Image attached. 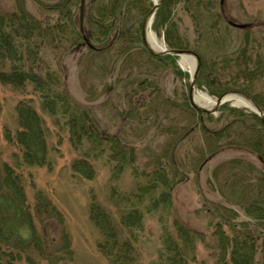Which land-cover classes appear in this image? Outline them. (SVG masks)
<instances>
[{
  "label": "rangeland",
  "instance_id": "obj_1",
  "mask_svg": "<svg viewBox=\"0 0 264 264\" xmlns=\"http://www.w3.org/2000/svg\"><path fill=\"white\" fill-rule=\"evenodd\" d=\"M61 1L0 0L1 14L23 10L41 23L61 25V44L36 39L28 43L23 59L28 73L51 75L46 100L66 95L64 102L51 109L32 83L21 89L0 83V162L15 168L14 155L20 154L15 134L25 128L17 107H28L40 120L45 159L40 165L18 167L30 210L40 198L50 201L61 215L62 222L55 218L35 222L54 244L67 235L71 258L60 264H110L98 249L101 237L90 217L91 205L102 208L115 224L118 238L125 239L119 215L131 204L141 211L142 230L137 242L131 243L139 264L158 262L163 237L179 238L176 223L200 235L192 238L194 264L217 263L218 232L230 240L251 234L256 247L253 264H264L263 211L257 194L249 191L259 172L264 173L258 153L264 145V126L254 112L259 108L264 115V0L222 4L158 0L156 9L152 0H142L141 17L135 8L102 21L111 25L106 35L91 27L102 0L81 4L75 0L63 13L50 9ZM159 8L167 21L162 25L155 23ZM149 16V32L163 50L170 49L165 33L173 24L174 34L186 47L173 50L193 58L196 75L202 63L201 87L194 80L192 94L201 91L214 101L226 96L245 99L255 110L227 100L206 111L196 110L189 100L192 76L181 68V55L150 50ZM76 108L89 113L88 131L101 135L103 143L96 146L87 137L72 136L67 114ZM154 170L164 171L169 189L157 182L155 191L143 195L139 203L134 197ZM166 190L168 202H162ZM150 199L157 202L155 208ZM28 259L1 258L6 264H30Z\"/></svg>",
  "mask_w": 264,
  "mask_h": 264
},
{
  "label": "trees",
  "instance_id": "obj_2",
  "mask_svg": "<svg viewBox=\"0 0 264 264\" xmlns=\"http://www.w3.org/2000/svg\"><path fill=\"white\" fill-rule=\"evenodd\" d=\"M99 0H97L98 2ZM83 0H79L81 4ZM102 5L96 7L95 15L93 16L92 31L98 30L99 34L106 35L110 29L109 25H102V21L113 16L115 13H127L130 9H139V16H142L143 3L142 0H102ZM73 3L75 0H62L50 7L51 10L60 11ZM142 7V8H141ZM145 11V10H144ZM144 14V13H143ZM159 20V21H158ZM106 21V20H105ZM166 16L159 8L155 14V23L165 24ZM170 23V22H169ZM171 24V23H170ZM140 27L142 24L139 25ZM166 29L165 41L170 49H185L182 41L175 33L174 25ZM61 25H49L35 20L32 16L25 13L23 10L11 14L0 13V83L17 89L24 88L26 82L33 84L34 88L41 92L45 99L44 104L49 108H54L55 103L64 102V98L57 100H46L50 95L51 75L47 73L45 77L40 76L37 72L26 71L25 61L23 59L25 51L29 50L30 43L40 39V43L49 42L61 44L60 30ZM75 32V31H74ZM76 34L79 33L76 31ZM59 36V37H58ZM29 43V45H28ZM28 46V48H27ZM33 51L34 48H33ZM35 53V52H34ZM34 53H32L34 55ZM36 54L32 57L34 61ZM172 59L171 56H164ZM155 58L160 59L159 56ZM178 74H181L178 72ZM202 76V63L195 78V84L198 88L201 87L200 78ZM213 94V92H209ZM20 106V105H19ZM17 107V115L20 125L25 129L15 134V139L20 154L14 155L15 168L0 162V264L3 263L1 258L8 257L13 259L29 258L30 264H60L69 261L71 258L70 242L67 235L63 234L61 240L54 244L45 239L44 236L37 230L35 222H42L46 219H57L62 222L61 215L50 201L38 198L33 210L27 204L22 177L18 166L42 164L45 159V139L41 130L39 117L28 107ZM66 114V111L63 115ZM67 125L73 137L80 140L82 137H87L96 146L103 143L104 138L101 135L93 136L89 133L87 124L89 123V113L86 110L76 108L70 114H67ZM110 142H114L110 140ZM114 149V147H113ZM125 150V149H119ZM117 151V150H116ZM128 152V150H125ZM123 152V151H121ZM259 158L264 165V145L258 149ZM125 154V153H124ZM120 160H122L120 158ZM21 162L22 164H20ZM122 163V162H121ZM78 165L76 163L74 166ZM117 173L121 171V166L117 168ZM19 170V171H18ZM78 170V169H77ZM90 170L88 168L87 173ZM149 182L144 189L137 192L134 198L141 203L142 196L153 193L155 191V183H162L166 189H169V180L163 170H154L148 175ZM255 192L258 196V206L261 208V213L264 219V173L259 172L258 179L249 186V191ZM168 190L161 195L162 202H168ZM257 199V198H256ZM42 200V201H40ZM256 201V202H257ZM255 200L249 201V206L254 204ZM149 204L155 208L157 202L155 199H150ZM248 208H244L247 211ZM90 217L93 223L99 230L100 240L98 242L99 251L107 258L110 264H139L138 251L135 244L139 239L137 232H141V211L135 205H129L124 213L119 215L118 224L123 230L127 231L125 239H119L115 224L109 215L99 206L91 205ZM177 222V221H176ZM179 240H174L166 235L162 239L163 249L160 258L156 264H194L192 263L193 243L192 238H199L200 235L193 230L183 227L176 223ZM251 233V232H250ZM220 239V253L216 264H253L256 247L253 244L251 234L248 232L242 235L241 239L234 237L232 240L222 232H218ZM264 234V231L262 232ZM196 236V237H195ZM227 255L229 261L226 260ZM37 259V260H36ZM39 261V262H37Z\"/></svg>",
  "mask_w": 264,
  "mask_h": 264
},
{
  "label": "bare ground",
  "instance_id": "obj_3",
  "mask_svg": "<svg viewBox=\"0 0 264 264\" xmlns=\"http://www.w3.org/2000/svg\"><path fill=\"white\" fill-rule=\"evenodd\" d=\"M152 1L153 3H155V5L158 4V0H152ZM151 21H152V16H149L148 21H147V25H148L147 26L148 31L146 35L147 43L154 52H160V51L162 52L163 46L161 42L157 40L156 36H154V34L151 31L149 32ZM179 64L184 71L192 75L194 71V67H195L192 57H189L187 55H181L179 57ZM192 97H193V101L195 105L201 108H204V109H208V110L214 107L215 102H216L213 99H211L207 94L201 91H194L192 94ZM224 100L233 102L235 106L245 107L246 109L250 111L255 110L254 106L249 101H246L245 99L237 98L234 100V97L226 96Z\"/></svg>",
  "mask_w": 264,
  "mask_h": 264
},
{
  "label": "water",
  "instance_id": "obj_4",
  "mask_svg": "<svg viewBox=\"0 0 264 264\" xmlns=\"http://www.w3.org/2000/svg\"><path fill=\"white\" fill-rule=\"evenodd\" d=\"M219 3L222 4L223 3V0H219ZM157 8V4L154 5V9ZM231 26L233 27H236V28H243L244 25H239V24H233V23H230ZM143 26L145 27V23L143 24ZM145 31L143 30V38L145 39ZM150 50L152 51V49L150 48ZM153 52V51H152ZM164 54H168V55H175V56H180L182 54H184V51H181V50H173V49H164L160 54L158 55H164ZM157 55V54H156ZM197 70V68H196ZM195 75H196V71H194L192 73V77H191V81H190V87H189V100L191 102V104L195 107V109H197L198 111H206L204 108H201L197 105L194 104V101H193V97H192V89H193V86H194V80H195ZM225 101V100H222V99H218L215 103L216 106L222 104V102ZM257 108V107H256ZM259 108H257V111H254L256 113V115H258V117L260 118V120L262 121V124L264 126V115L261 113L260 110H258Z\"/></svg>",
  "mask_w": 264,
  "mask_h": 264
}]
</instances>
